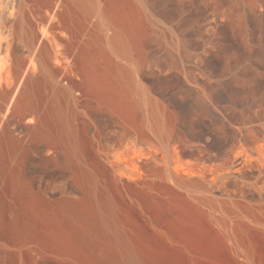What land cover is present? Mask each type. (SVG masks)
<instances>
[{
  "label": "bare ground",
  "instance_id": "obj_1",
  "mask_svg": "<svg viewBox=\"0 0 264 264\" xmlns=\"http://www.w3.org/2000/svg\"><path fill=\"white\" fill-rule=\"evenodd\" d=\"M82 217L110 264H264V0H0V264Z\"/></svg>",
  "mask_w": 264,
  "mask_h": 264
},
{
  "label": "rangeland",
  "instance_id": "obj_2",
  "mask_svg": "<svg viewBox=\"0 0 264 264\" xmlns=\"http://www.w3.org/2000/svg\"><path fill=\"white\" fill-rule=\"evenodd\" d=\"M164 81V80H163ZM170 87H173L174 88V84L172 83V85L170 84V82L169 83H167L166 81H165V83L163 82V83H159V89H160V92L162 91V93L164 94V95H166V96H172L171 94H174V89L173 88H170ZM168 88H170L169 90H168ZM173 89V90H172ZM170 91V92H169ZM170 93V94H169ZM168 94V95H167ZM222 95V94H221ZM222 99L224 98V96H222L221 97ZM220 98V100H222ZM177 106H178V108L180 109V110H184L185 108H184V106L185 107H187V103H181V102H177ZM183 107V108H180V107ZM231 114H232V116H231ZM217 115H219V117H221V115L220 114H217ZM238 112H236L235 110H232V111H229L228 113H227V115H225V117H226V120H225V122L227 123V122H230L231 120H232V122L233 123H235L237 120H238ZM209 121H208V120ZM221 120L223 119L222 117L220 118ZM235 119H237V120H235ZM205 120L207 121V122H210L211 121V117L208 115L207 117H205ZM195 137H198V138H203V136H195ZM199 143H200V145H202L201 144V142H195V144L196 145H199ZM173 146H174V143H173ZM123 148H124V150L126 149V148H129V147H126V145H123L122 146ZM122 147L120 148V150L122 149ZM192 147V146H191ZM152 150V151H151ZM154 150V151H153ZM122 151H123V149H122ZM149 151H151L152 153H157L158 155L157 156H161L155 149H153L152 147H150L149 148ZM156 151V152H155ZM131 153H130V159H132V160H134L133 162L134 163H136L138 160H137V158H136V154L134 153V151L133 150H131L130 151ZM135 155V157H132V156H134ZM242 158H241V157ZM239 157V158H238ZM237 158H235V157H233L234 158V160H233V158H232V160H231V163L229 164V165H224L223 164V166H220V164H222V162L221 161H209V160H206V159H204L203 161H199L200 163H195L194 164V169H196V171L198 172H200V171H202L203 169V174L205 175V173L207 174V176L205 175V177L208 179L209 177H210V179H212V178H214V176H215V171L217 172H219V167L217 168V166H220V168H221V170L223 169V171H221L220 172V174L217 172L216 173V175H223V176H225L226 175V171L228 170V169H244V168H246V166H245V164L243 165V167H242V165H241V163L243 164V163H245L246 162V165L248 164V162H247V158H246V156H245V158H246V160H245V158H244V155H239ZM136 158V159H135ZM240 158H241V160H240ZM235 159H237V160H235ZM137 160V161H136ZM205 160H206V162H205ZM234 161V162H233ZM202 162H204V163H202ZM212 162V163H211ZM219 162H221V163H219ZM133 163V164H134ZM218 164V165H217ZM199 165V166H198ZM199 168V170H198V168ZM216 166V167H215ZM225 166V167H224ZM223 167V168H222ZM229 167H231V168H229ZM236 167H238V168H236ZM45 167L43 166V167H41V170H43ZM202 168V169H201ZM210 169L211 170H213L212 172L210 171ZM218 169V170H217ZM205 171V172H204ZM210 174H209V173ZM214 172V173H213ZM188 173V172H187ZM212 173H213V175H212ZM209 175H211V176H209ZM209 176V177H208ZM62 178H60V179H57L56 181H55V183H58L59 184V186H52V189L54 190V191H56L57 192V195H61V193H62V191H63V183H62V180H61ZM222 180H224V178L222 179ZM58 187H60V188H58ZM59 189V190H58ZM72 192H74L73 194L74 195H76V192L75 191H73L72 190ZM94 193H95V196L98 198V195L100 196V194H101V190H97V191H95L94 190ZM90 198L91 199H93L94 197H93V194H91L90 195ZM95 200V199H94ZM93 200V201H94ZM93 201H91V203L93 202ZM93 204V203H92ZM92 204H89V205H86V207L88 208V210L89 211H91L92 210ZM90 207V208H89ZM116 215H117V213H116ZM83 218V217H82ZM68 220H65V222H66V229L65 230H67L72 236H79V237H81V238H83L82 240H83V242H81L82 243V246L81 247H79V246H75V245H72V246H69V245H67V244H64V243H60V246L63 248H65V249H70L71 251H72V253H73V255H74V258H70V259H66V257H61L60 255H58V254H52L51 256H50V259L49 260H52V261H49L47 264H51V262H52V264H110V260L107 258V257H109L110 256V250H111V243H110V239H108L106 236V238H107V246L105 245V248H106V252H107V250H108V252H109V254L107 253V255L106 256H104V257H106V258H100V257H98V256H96V255H93V257H91L88 253V251H83L84 249L85 250H96L98 247H99V244H98V241H97V234H98V230H97V228H98V223H97V221H95V220H93V222L94 223H90V226H86L85 225V223L87 222V219L86 218H83L81 221H80V219H78L79 220V222H78V220L77 219H74V220H72V219H70V218H67ZM71 220V221H70ZM106 222L108 223V225H110L111 226V211H110V209L108 210V212H107V216H106ZM77 226V227H76ZM75 228H79V229H75ZM78 230V231H77ZM83 230H85V232L83 231ZM87 230V231H86ZM82 231V232H81ZM100 232V231H99ZM104 232V231H103ZM108 234L110 237H112V235H113V231L110 229V228H107L106 229V232H105V234ZM60 236V235H59ZM77 239H79V238H77ZM57 240H58V238H57ZM84 248V249H83ZM92 248V249H91ZM51 257H53V258H51ZM54 260H55V262H54ZM3 264H12L11 263V261L9 260V259H7V258H5L4 259V261H3Z\"/></svg>",
  "mask_w": 264,
  "mask_h": 264
}]
</instances>
